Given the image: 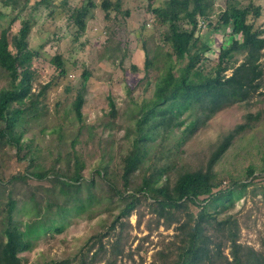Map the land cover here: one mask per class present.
<instances>
[{
    "label": "rangeland",
    "instance_id": "obj_1",
    "mask_svg": "<svg viewBox=\"0 0 264 264\" xmlns=\"http://www.w3.org/2000/svg\"><path fill=\"white\" fill-rule=\"evenodd\" d=\"M24 1L0 0V36L5 30L11 37L20 22L30 18L27 47L37 52L29 82L30 95L38 102L21 126V149L0 139V216L5 217L10 196L15 200L16 224L25 223V229L28 222L32 226L28 249L18 253L22 262L43 264L55 259L81 264L87 246L93 245L90 252L100 245L108 250L117 238L116 246L122 252L116 264H149L171 245L178 223L165 227L153 209V199L144 193L137 194L133 210L121 214L125 199L113 193L96 168L125 193L160 168L166 179L157 184L167 181L170 188L180 173L198 170H209L216 180H222V186L234 180L247 182L245 191H235L231 199L210 204L208 209L218 210L219 217L235 218L238 242L264 257V173L260 170L264 166V72L261 86L248 101L232 102L194 128L184 130L185 121L159 134L154 131L151 139L141 142L144 154L124 184V158L137 137L140 104L151 97L159 73L152 67L146 69L145 53L155 45L169 50L163 40L168 24H160L151 11L167 0H119L118 9L110 6L107 11L100 6L103 0H67L65 7L61 0H49V5L35 8L34 0L27 5ZM206 1L210 19L215 21L226 0ZM249 1L239 0V5ZM251 2L260 7V16L250 15L248 21L264 28V0ZM80 5L87 7L81 29L68 19L73 6ZM176 23L187 26L185 19ZM200 26L209 38L204 37L210 48L204 53L208 68L216 62L219 48L238 36L230 28L209 34L201 19ZM54 56L61 59L65 75L54 77ZM236 57L240 62L242 57ZM261 63L264 71V56ZM230 71L229 67L224 74ZM84 72L89 74L85 81ZM7 82V73L0 72V87ZM78 92L83 99L80 117L73 107ZM228 135L232 136L227 146L212 161V154ZM74 155L86 181L70 191L62 192L51 174L42 180L17 176L52 167L71 172ZM249 166L255 171L248 178L245 170ZM189 210L196 213L198 207ZM222 254L231 260L229 248L223 247Z\"/></svg>",
    "mask_w": 264,
    "mask_h": 264
},
{
    "label": "trees",
    "instance_id": "obj_2",
    "mask_svg": "<svg viewBox=\"0 0 264 264\" xmlns=\"http://www.w3.org/2000/svg\"><path fill=\"white\" fill-rule=\"evenodd\" d=\"M13 1L17 3L18 0ZM29 1L25 0L24 5ZM42 3L50 4L49 0H34L32 7H38ZM67 3V0H61L60 5L65 7ZM100 6L106 11L110 6L115 10L119 7V0H115L114 4L103 0ZM151 11L160 24H168V31L163 40L169 50L155 45L151 51L145 53L146 69L152 67L159 70V73L155 78L151 97L144 99L140 104L139 118L135 123L137 137L132 141L130 153L124 158V184L127 182V174L141 160L142 153L144 154L141 142L151 139L154 131L159 134L168 127H179L185 121L187 123L184 130L194 128L232 102L248 101L251 94L261 86L264 72L261 63L264 56V28L248 21L250 15L260 16V7L254 6L251 0L245 6H240L239 0H226L223 11L215 21L210 19L211 11L206 0H167L162 6L154 7ZM86 13L87 7L84 5L73 6L68 19L81 29ZM198 18L205 24V28H208L209 34L230 28L231 34L238 36L219 48L216 62L208 68L205 66L204 53L210 49L207 43L209 38L202 32V26L198 27ZM29 19L22 20L11 37L5 30L0 36V70L8 76L7 85L0 87V139H4L17 150L22 146L20 129L26 119V113L33 111L38 102L30 95V66L37 52L27 47ZM184 19L187 26L181 28L176 22ZM237 54L242 57L240 62ZM52 62L54 77L66 74L59 56H54ZM229 67L231 71L225 75L224 72ZM88 76L89 74L84 72L83 80ZM82 102V95L78 92L73 102L78 117ZM247 118L251 120L253 116L248 114ZM231 136L228 135L214 151L212 161L222 153ZM28 159L33 160L29 157ZM81 166L79 158L74 155L71 172H59L52 167L44 170L34 169L30 173L17 176L42 180L51 174L61 191L66 192L86 181L80 173ZM260 170L264 173V166ZM254 171L253 167H247L245 177H251ZM102 172L101 168H96L97 175L106 182L113 193L125 199L121 214L133 210L138 200L137 194L144 193L153 199V209L157 217L164 220L165 227L171 222L178 223L171 245L163 252H158V257L149 264H224V261L225 264H264V257L260 253L238 242L237 233L233 230L238 229L235 218L219 217L218 210L208 209L210 204L231 199L235 191H245L247 182L234 180L227 186H222V180H216L209 170H198L180 173L170 188L167 181L157 184L160 179H166L163 169L160 168L156 169L151 177H143L138 187L125 193L109 179H104ZM89 184L90 182H87L84 185ZM262 195L264 197V187ZM77 204L81 206L80 199ZM14 205L15 200L8 196L6 215L0 216V264H24L18 253L29 247L31 222L26 224L27 229L23 227L25 223L20 226L16 224L13 217ZM192 206L198 207L196 213L189 210ZM116 239L108 250L100 245L90 252L93 245L87 246V257L81 260V264H116L117 257L122 252L120 247L116 246ZM223 247L229 248L230 261L222 254ZM65 263L64 260L53 259L43 264Z\"/></svg>",
    "mask_w": 264,
    "mask_h": 264
}]
</instances>
